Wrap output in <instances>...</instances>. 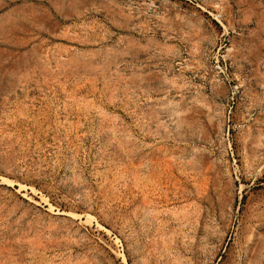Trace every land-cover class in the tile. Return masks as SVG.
I'll return each mask as SVG.
<instances>
[{
    "label": "rangeland",
    "instance_id": "obj_1",
    "mask_svg": "<svg viewBox=\"0 0 264 264\" xmlns=\"http://www.w3.org/2000/svg\"><path fill=\"white\" fill-rule=\"evenodd\" d=\"M0 264H264V0H0Z\"/></svg>",
    "mask_w": 264,
    "mask_h": 264
}]
</instances>
